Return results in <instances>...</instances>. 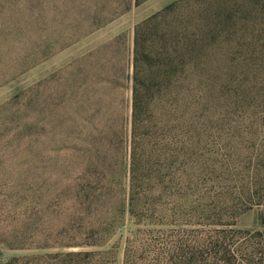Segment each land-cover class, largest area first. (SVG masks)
<instances>
[{
	"label": "trees",
	"instance_id": "obj_1",
	"mask_svg": "<svg viewBox=\"0 0 264 264\" xmlns=\"http://www.w3.org/2000/svg\"><path fill=\"white\" fill-rule=\"evenodd\" d=\"M146 1L25 0L43 48L23 58L33 65L0 68V247L58 251L0 264L102 256L88 249L153 205L157 157L191 120L220 107L224 89L237 108L264 92V0H175L136 24L130 55L124 33L71 51ZM59 8L61 17L46 16ZM65 51L63 64L43 65ZM231 71L251 80L222 85ZM218 234L206 245L220 261H264L254 251L264 230Z\"/></svg>",
	"mask_w": 264,
	"mask_h": 264
},
{
	"label": "rangeland",
	"instance_id": "obj_2",
	"mask_svg": "<svg viewBox=\"0 0 264 264\" xmlns=\"http://www.w3.org/2000/svg\"><path fill=\"white\" fill-rule=\"evenodd\" d=\"M173 1L147 0L134 6L71 51L78 53L84 47L124 33V53L130 55L136 24ZM57 11L59 15L49 12L46 16L61 17V9ZM71 16L79 17L75 13ZM30 27L25 0H0V68L34 64L23 58L43 47L35 43L41 34L30 33ZM69 54L58 53L43 65L48 69L57 67ZM40 73L33 71L30 77L34 79ZM239 73L242 72L223 75L221 84L233 86L251 80L238 77ZM7 92L0 90V102ZM220 97V107H212L204 116L191 120L188 128L177 135L178 144L168 145L163 156L157 157L158 184L151 197L153 205L148 210L139 209L136 217L128 216L104 248L88 249L105 252L97 257L99 260L79 258L71 264H228L217 259L214 252L218 249L206 245L208 240L214 241L221 229L264 230V92L252 94L248 98L252 103L244 108L235 107L239 98L232 97L226 89L218 101ZM243 206L251 207L241 212ZM229 243L231 249L237 242ZM231 250L237 252L236 248ZM57 251L0 247V261ZM254 251L264 253V246ZM259 258L260 254L255 262L260 263ZM230 260L231 264L241 263L239 257L231 256ZM40 264L47 263L43 260Z\"/></svg>",
	"mask_w": 264,
	"mask_h": 264
}]
</instances>
